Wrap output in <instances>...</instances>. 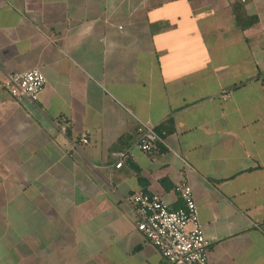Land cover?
<instances>
[{
    "label": "crops",
    "instance_id": "crops-1",
    "mask_svg": "<svg viewBox=\"0 0 264 264\" xmlns=\"http://www.w3.org/2000/svg\"><path fill=\"white\" fill-rule=\"evenodd\" d=\"M180 184L209 264H264V0H0V264H167L129 198Z\"/></svg>",
    "mask_w": 264,
    "mask_h": 264
},
{
    "label": "built area",
    "instance_id": "built-area-1",
    "mask_svg": "<svg viewBox=\"0 0 264 264\" xmlns=\"http://www.w3.org/2000/svg\"><path fill=\"white\" fill-rule=\"evenodd\" d=\"M44 84V76L38 70H32L8 75L4 87L13 99H27L34 103ZM136 133L134 148L142 153L150 154L155 145L163 142L150 125L140 123ZM80 143H88L85 135L81 136ZM73 148L76 149L75 146ZM130 155V150L114 153V168L121 169ZM175 192L182 201V208L175 211L170 210L156 195H132L129 203L134 211L136 228L167 264H209L211 241L204 236L193 192L186 184L178 185Z\"/></svg>",
    "mask_w": 264,
    "mask_h": 264
},
{
    "label": "trees",
    "instance_id": "trees-1",
    "mask_svg": "<svg viewBox=\"0 0 264 264\" xmlns=\"http://www.w3.org/2000/svg\"><path fill=\"white\" fill-rule=\"evenodd\" d=\"M238 22V21H237ZM253 22V21H252ZM238 25H239V28L241 29V30H243V29H245L246 27L245 26H243V25H240L239 23H238Z\"/></svg>",
    "mask_w": 264,
    "mask_h": 264
}]
</instances>
